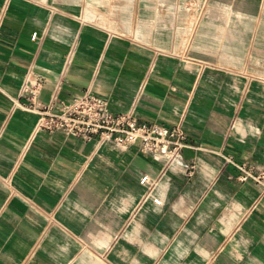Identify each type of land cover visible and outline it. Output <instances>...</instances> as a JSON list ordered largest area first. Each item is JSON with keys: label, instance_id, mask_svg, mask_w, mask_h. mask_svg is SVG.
Instances as JSON below:
<instances>
[{"label": "crops", "instance_id": "crops-1", "mask_svg": "<svg viewBox=\"0 0 264 264\" xmlns=\"http://www.w3.org/2000/svg\"><path fill=\"white\" fill-rule=\"evenodd\" d=\"M85 90L180 123L178 157L40 130L19 158L31 101ZM260 172L264 0H0V264H264Z\"/></svg>", "mask_w": 264, "mask_h": 264}, {"label": "built area", "instance_id": "built-area-1", "mask_svg": "<svg viewBox=\"0 0 264 264\" xmlns=\"http://www.w3.org/2000/svg\"><path fill=\"white\" fill-rule=\"evenodd\" d=\"M31 37L34 39L36 32ZM69 60L68 56L67 62ZM28 83L29 79L26 77L24 90ZM31 104L29 108L38 114V118L30 138L18 155L19 158L27 149L31 137L40 130H47L61 131L85 140L97 137L99 142L112 141L122 147L136 145L140 152L154 156L166 167L172 159L178 157L186 139L180 123L165 126L153 122H139L132 111L114 114L109 111L107 100L90 90H85L69 102L61 101L56 111L52 110L51 103L40 105L31 101ZM239 168L243 169V166ZM254 179L260 192L264 193V172H260ZM139 181L142 184L149 182L148 175H142ZM153 184L151 181V187ZM152 201L156 205L161 204L159 198L152 197Z\"/></svg>", "mask_w": 264, "mask_h": 264}]
</instances>
